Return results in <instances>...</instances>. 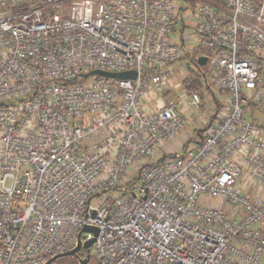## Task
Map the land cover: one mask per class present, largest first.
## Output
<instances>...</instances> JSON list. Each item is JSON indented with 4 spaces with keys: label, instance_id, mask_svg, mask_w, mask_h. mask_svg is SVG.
<instances>
[{
    "label": "built area",
    "instance_id": "2783aa9c",
    "mask_svg": "<svg viewBox=\"0 0 264 264\" xmlns=\"http://www.w3.org/2000/svg\"><path fill=\"white\" fill-rule=\"evenodd\" d=\"M198 47L230 105L165 157L202 106L191 80L162 98L171 64ZM263 101L264 0H0V264H44L86 224L99 264H264V125L245 116Z\"/></svg>",
    "mask_w": 264,
    "mask_h": 264
},
{
    "label": "rangeland",
    "instance_id": "374dc122",
    "mask_svg": "<svg viewBox=\"0 0 264 264\" xmlns=\"http://www.w3.org/2000/svg\"><path fill=\"white\" fill-rule=\"evenodd\" d=\"M180 4H184L185 0H179ZM195 9L194 3H191L188 5L186 10L184 11L185 17L187 18L186 23L188 27L186 28V31H184V37L186 40V44L191 50L193 47L192 45L189 46V44L192 43V39L194 38L191 33V27L194 23L193 20V12ZM179 24V29H180ZM191 55L193 53L191 52ZM190 64V67H189ZM172 68V76H171V87L173 88L171 92L166 93L162 98H175V99H183L184 95L188 91L187 88V80H191L190 86L196 87L198 91H200L202 95V106L200 108H194L191 105L184 104L185 107V116L187 117V123L185 126L186 133L185 135L188 136V144L189 148L192 149L195 147V142L192 141L193 138H200L199 136V129H203V132H206V128L209 123L222 118L230 105V100L227 97L217 99L213 90L209 88L206 81L208 80L210 85L215 86V83L212 80L211 73H209L208 67H205L204 71L208 72L206 75L208 76V79L206 80L205 72H201L197 65L190 61L188 57H183L180 60H178L175 63L171 64ZM92 79L89 78L87 81H90ZM169 83V81H168ZM193 83V84H192ZM154 98V97H150ZM152 100L146 101V107L150 106V103ZM152 108L158 105V100H153ZM245 116L249 119H253L255 121H258L260 124L264 125V103L261 102L258 107H254L253 109H247L245 112ZM184 136L180 135L177 137L178 141H182ZM191 140V141H190ZM152 158L145 159L143 161H140L137 163L131 170L132 173H134L140 165L148 163ZM130 173V174H132ZM131 178V176H130ZM244 190L251 193L257 192V186H252V183L250 184V189L248 188V185L242 186ZM222 202L223 206H227V202L220 200V203ZM98 205V200H93V206ZM85 236V234H83ZM86 257V256H85ZM84 258V257H83ZM96 261H98V255L96 253V250L92 249V257L91 260L87 264H96ZM52 264H80V261L73 257V256H64L56 261H54Z\"/></svg>",
    "mask_w": 264,
    "mask_h": 264
},
{
    "label": "water",
    "instance_id": "95a60500",
    "mask_svg": "<svg viewBox=\"0 0 264 264\" xmlns=\"http://www.w3.org/2000/svg\"><path fill=\"white\" fill-rule=\"evenodd\" d=\"M208 62V57L205 55L200 56L199 58V64L204 66ZM93 74H99L107 77H113V78H133L136 77V70H128V71H122V72H111L101 69L93 70L87 74H85V77H89ZM96 214V211L93 212V216ZM93 233V237L83 240L82 234L83 233ZM99 234V228L97 226H91L89 224H86L82 227V229L79 231L77 236V244L71 248L70 250H67L65 252L58 253L56 255H53L50 257L44 264H52L57 259L64 257V256H73L77 258L80 261V264H87L92 257V246L96 240L97 235ZM81 249H84L86 251V257H81L79 254V251Z\"/></svg>",
    "mask_w": 264,
    "mask_h": 264
},
{
    "label": "trees",
    "instance_id": "16d2710c",
    "mask_svg": "<svg viewBox=\"0 0 264 264\" xmlns=\"http://www.w3.org/2000/svg\"><path fill=\"white\" fill-rule=\"evenodd\" d=\"M257 2H260V0H257ZM205 50H204V48H200V47H198V48H196V49H194V51L192 52L193 53V55H191V52H189V53H187L186 54V57H188L189 59H190V61L191 62H193V63H195L196 65H197V67H198V69L201 71V72H205L204 71V69H205V67H208L207 65L208 64H206V65H204V66H202V65H199L198 64V61L196 60V56L199 54V53H201V52H204ZM189 67H190V64H189ZM208 72H205V75L207 74ZM208 79V76L206 75V80ZM206 83H207V85L209 86V88L210 89H212V85H210V83H209V81L207 80L206 81ZM193 84V83H192ZM263 103H264V101H263ZM259 106V104H256V103H252L250 106H248L247 108H246V110L247 109H253L254 107H258ZM245 110V111H246ZM199 136H200V138H198V139H196V138H193L192 139V141H194L195 142V147H197V146H199L201 143H202V140H203V129H199ZM191 141V140H190ZM188 141L184 144V147H183V149H182V152H177V151H171L170 153H168V154H166L165 155V157H174V156H177V155H185L186 153H187V147H188ZM96 264H99V262L98 261H96Z\"/></svg>",
    "mask_w": 264,
    "mask_h": 264
},
{
    "label": "crops",
    "instance_id": "0c3cea01",
    "mask_svg": "<svg viewBox=\"0 0 264 264\" xmlns=\"http://www.w3.org/2000/svg\"><path fill=\"white\" fill-rule=\"evenodd\" d=\"M170 84H173V83H171V81H170ZM172 87H171V85L169 86V89L168 90H170V92L172 91ZM211 90H213V92H214V94H215V96H216V98L217 99H220V98H224V97H226V93L224 92V91H222V90H220L219 88H217V86L215 85V86H212V89ZM169 93V92H168ZM198 132H199V130H198ZM185 133H186V129L183 131V132H181V133H179L178 135H177V137L178 136H180V135H182V136H184V138H183V140L182 141H178L177 140V137L175 138V140L174 141H169L167 144H166V146H165V149L166 150H170V151H177V150H179L180 149V146H182V145H184L187 141H188V136L187 135H185ZM204 133V132H203ZM251 188V187H250ZM249 188V189H250Z\"/></svg>",
    "mask_w": 264,
    "mask_h": 264
},
{
    "label": "flooded vegetation",
    "instance_id": "af4514ba",
    "mask_svg": "<svg viewBox=\"0 0 264 264\" xmlns=\"http://www.w3.org/2000/svg\"><path fill=\"white\" fill-rule=\"evenodd\" d=\"M79 254H80L81 257H85L86 256V251L84 249H81L79 251Z\"/></svg>",
    "mask_w": 264,
    "mask_h": 264
}]
</instances>
